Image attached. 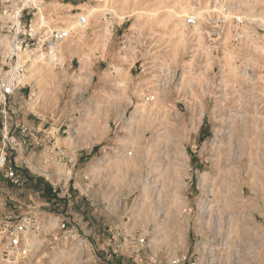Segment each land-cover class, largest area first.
I'll use <instances>...</instances> for the list:
<instances>
[{"label":"rangeland","instance_id":"374dc122","mask_svg":"<svg viewBox=\"0 0 264 264\" xmlns=\"http://www.w3.org/2000/svg\"><path fill=\"white\" fill-rule=\"evenodd\" d=\"M104 1L101 6L95 0H44L39 12L43 22L54 17L61 28L76 30L78 15L86 13L89 24L64 44L56 68L53 65L51 72L44 70L40 77L23 80L29 87L12 104L14 120L39 131L36 135L43 144L30 149V154L43 173L20 175L21 183L15 187L0 176V189L16 198L39 200L38 189L48 186L46 198L59 201L61 208L38 207L51 214L32 264H165L170 256L182 255L195 234L208 229L210 224L195 221L196 207L207 202L217 204L219 214L232 219L227 230L254 238L264 252V233H260L264 232L262 87H256L251 100L257 108L246 110L231 108L232 93L209 97L194 87L189 106L183 90L171 87L157 94L149 77L134 68H121L119 36L129 25L173 36L176 10L183 4L177 0ZM105 6L112 18L103 23L100 15ZM131 12L141 17L129 16ZM39 13L34 21H40ZM180 43L170 49L177 58L174 66L183 71L185 65L189 68L184 78L187 88L191 82L197 86L203 80L215 82L212 64L195 66L200 74H191L192 65L180 53ZM32 59L39 66L47 61L35 54ZM261 72L259 67L257 73ZM220 103L224 105L218 108ZM135 111L140 115H133ZM88 173L94 204L73 189V179ZM14 210L0 219L18 216ZM56 216L59 220L54 221ZM60 222L63 230H73L95 247L94 260L86 249L76 248L72 255L73 243L64 240L70 235H62ZM145 230L147 247L129 249L134 247L131 239ZM45 236L55 238L52 246L45 245ZM109 238L112 251L105 254ZM38 256L41 260L35 263Z\"/></svg>","mask_w":264,"mask_h":264},{"label":"built area","instance_id":"2783aa9c","mask_svg":"<svg viewBox=\"0 0 264 264\" xmlns=\"http://www.w3.org/2000/svg\"><path fill=\"white\" fill-rule=\"evenodd\" d=\"M95 1L101 6L106 4L104 0ZM177 1L183 6L178 10L171 9L176 10L171 33L173 36H163L156 30L149 32L142 27L132 28L131 25L122 31L117 56L121 68H134L140 75L149 77L157 94L171 87L183 90L186 99L191 98L194 87L209 97L232 93L235 99L231 108L248 109L257 92L256 87H262L264 95V0ZM43 3L44 0H0V176L13 186L21 182L19 171L43 173L41 168L33 164L30 154V149L43 144V140L36 135L38 129L32 130L13 117L12 104L16 95L27 91L29 87L23 82L26 66L18 58L17 51L39 57L43 55L48 60L51 58L56 68L64 44L75 32L86 29L89 24L86 13L78 15L76 30L74 26L61 28L60 22L54 17L51 20L45 18L44 22L38 19L34 21ZM101 11L100 20L103 23L110 22V9L105 6ZM177 42L182 45L180 53L188 56L192 65L191 74L199 75L200 71L195 66L203 68L209 63L212 64L215 82L203 80L198 86L191 82V88H187L184 78L189 68L185 65L183 71L175 67L177 58L173 49H170L176 47ZM229 56L231 63L228 61ZM259 67L262 70L260 75L257 73ZM30 93L31 90L28 91L29 96ZM190 103L191 99L188 106ZM220 105L224 104L220 103L217 107L221 108ZM251 108L256 109L257 106ZM53 148H56L54 142ZM89 176L88 173L74 178L73 189H78L80 196L94 204L96 202L90 194ZM51 187L55 192V186ZM208 203L196 207L195 216L199 224H210L208 229L195 234L186 251L177 257L170 256L165 264H264L261 257L264 252L258 249L254 242L256 240L227 230L230 229V217L219 214L214 202ZM49 214L32 206L19 216L8 215L0 219V264H32V258L38 254L40 235L50 221L47 219ZM57 220L59 216L54 217V221ZM60 224L62 235H70L64 240L69 238L73 243L72 255L78 249H86L94 260L95 247L73 230H63L64 225L62 222ZM260 233L264 232L260 230ZM148 235L145 230L136 239H131L134 247L129 249L147 247L145 240ZM54 240L52 236H45V245L52 246ZM110 242L109 238L105 254L112 251ZM153 259L158 261L157 258ZM39 260L41 256L35 263Z\"/></svg>","mask_w":264,"mask_h":264},{"label":"crops","instance_id":"0c3cea01","mask_svg":"<svg viewBox=\"0 0 264 264\" xmlns=\"http://www.w3.org/2000/svg\"><path fill=\"white\" fill-rule=\"evenodd\" d=\"M20 175L21 176L22 175L24 176V175H26V173L23 172V171H19V176ZM11 186H13V185H11ZM13 187H15V186H13ZM48 189H49L48 186H42V188L38 189V191L40 190L39 193L42 194V198L39 199V200L38 199H32V198H29V199L16 198V195L15 194H12L9 190L4 191L3 189H0V197H1L0 198V206L1 207L3 206L2 208L0 207V209H1L0 210V215L9 212L12 209H15L14 210L15 212L18 210L16 212V214L19 216V215L23 214L24 211L27 208H30L32 206H36V207H49L51 205L53 209L54 208L56 209L58 207L56 210L57 211L61 210L59 201L58 202H53V200H50L49 198H46V192H48ZM6 208H8V209H6ZM22 209H24V210L21 213L20 210H22ZM65 214H67V213L65 212Z\"/></svg>","mask_w":264,"mask_h":264},{"label":"bare ground","instance_id":"6f19581e","mask_svg":"<svg viewBox=\"0 0 264 264\" xmlns=\"http://www.w3.org/2000/svg\"><path fill=\"white\" fill-rule=\"evenodd\" d=\"M92 10V9H91ZM90 10V12H92ZM39 12H40V10H39ZM38 12V13H39ZM132 13V12H131ZM40 14V13H39ZM38 14V15H39ZM129 16H137L138 18L139 17H141V14H139V13H132V15H129ZM39 18H40V21H42L43 22V20H44V17H43V15L42 14H40L39 15ZM9 47H10V43H9ZM17 56H18V58L23 62V63H25V66H26V74H32L33 73V75L32 76H24L23 77V80L24 81H27V80H30V78L32 77V78H34V77H40L42 74H43V72H44V70H48L49 72H51V68L53 67V65H54V63L53 62H51V58H49V60L48 59H46L47 61L45 62V63H43L41 66H39V65H37V63H35L36 61H35V59H32V56L33 55H30L28 52H24V51H22V50H18L17 51ZM41 57H44L43 55L41 56ZM40 57V58H41ZM27 58V59H26ZM38 58H39V56H38ZM45 58V57H44ZM42 61H43V59H42ZM27 65H28V67H27ZM49 74V73H48ZM139 111V110H138ZM138 111H135V113H133V115H135V114H137V113H139V115H140V112H138ZM132 115V116H133ZM133 123H135V122H133ZM136 124H137V122L135 123V126H136ZM139 124V123H138ZM130 125V124H129ZM159 126V125H158ZM147 128H148V126H147ZM146 128V129H147ZM163 129V128H162ZM157 130V129H156ZM129 133H131V131H128ZM138 132V131H137ZM165 132V131H164ZM133 133V132H132ZM154 133H155V130H154ZM160 133V132H159ZM136 135H138V133L136 134ZM140 135V134H139ZM142 135V134H141ZM154 135V134H153ZM163 135V134H162ZM134 137H135V135H133ZM143 136V135H142ZM164 136H166L165 134H164ZM134 137H132L133 138V140L136 138H134ZM156 137V139L158 140L159 138L157 137V136H155ZM138 139V138H137ZM152 139V138H151ZM155 139V138H154ZM155 139V140H156ZM161 139H163V138H161ZM160 140V139H159ZM164 142V141H163ZM166 142V141H165ZM164 142V144L163 145H166V143ZM164 147V146H163ZM162 147V148H163ZM166 147H167V145H166ZM161 148V147H160ZM158 149H159V147H158ZM164 150V149H163ZM166 150V149H165ZM161 151V150H160ZM159 151V152H160ZM164 152V151H163ZM165 153V152H164ZM167 153V152H166ZM163 154V153H162ZM147 155V154H146ZM167 155V158L171 155V153H170V155L168 156V154H166ZM178 155V154H177ZM173 155H171V157H172ZM144 157V156H143ZM162 157V156H161ZM145 158H146V156H145ZM157 158V157H156ZM173 158V157H172ZM174 158H175V156H174ZM180 158V157H179ZM149 159V158H148ZM158 159V158H157ZM178 160V159H177ZM160 161V160H159ZM166 161V160H165ZM168 162V161H167ZM177 162V161H176ZM160 164H161V162H159ZM163 164V163H162ZM178 164H179V162H178ZM164 165H165V163H164ZM164 165H162V166H164ZM180 165V164H179ZM171 166V165H170ZM160 167V166H159ZM168 167V166H167ZM172 167V166H171ZM158 168V167H157ZM165 168V167H164ZM169 168V167H168ZM162 169V168H161ZM160 170V169H159ZM165 170V169H164ZM163 170V171H164ZM175 170V169H174ZM173 170V171H174ZM162 171V172H163ZM171 172V171H170ZM176 172V171H175ZM178 172V171H177ZM180 173V172H179ZM163 174H164V172H163ZM166 174V173H165ZM175 175H177V174H174V176ZM179 175H181V173L179 174ZM167 176V175H166ZM169 177V176H168ZM175 177H177V176H175ZM174 177V178H175ZM205 177V175L203 176V178ZM211 192V191H210ZM173 200V199H172ZM175 200H177L176 198L173 200V201H175ZM210 201V200H209ZM204 202V201H203ZM168 211V210H167ZM219 213V212H218ZM168 214V213H167ZM164 215H166V214H164ZM165 217V216H164ZM162 219H163V216H162ZM166 219V218H165ZM165 219H163L162 221L164 222V220ZM231 219V218H230ZM232 220V219H231ZM161 221V220H160ZM161 221V222H162ZM166 221H168V220H166ZM235 221H236V219H235ZM162 222V223H163ZM161 223V224H162ZM167 223V222H166ZM164 226V225H163ZM163 228V227H162ZM231 229V228H230ZM164 230V229H163ZM166 231V230H165ZM232 231V230H231ZM160 232V231H159ZM232 233H234L235 235H238V231L236 232V230H233L232 231ZM244 235V234H243Z\"/></svg>","mask_w":264,"mask_h":264}]
</instances>
